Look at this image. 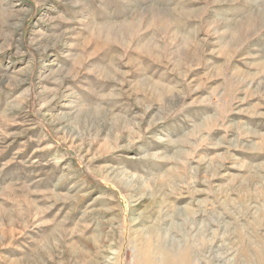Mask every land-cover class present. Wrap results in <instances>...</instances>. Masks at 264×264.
<instances>
[{"label": "rangeland", "instance_id": "obj_1", "mask_svg": "<svg viewBox=\"0 0 264 264\" xmlns=\"http://www.w3.org/2000/svg\"><path fill=\"white\" fill-rule=\"evenodd\" d=\"M150 246L264 264V0H0V264Z\"/></svg>", "mask_w": 264, "mask_h": 264}, {"label": "bare ground", "instance_id": "obj_2", "mask_svg": "<svg viewBox=\"0 0 264 264\" xmlns=\"http://www.w3.org/2000/svg\"><path fill=\"white\" fill-rule=\"evenodd\" d=\"M214 241H213V243H214ZM148 250H149L150 254L143 253L142 256L146 257V258H143V260H146L147 264H158V263H156V261L154 260L153 256L151 255L152 247L150 246Z\"/></svg>", "mask_w": 264, "mask_h": 264}]
</instances>
